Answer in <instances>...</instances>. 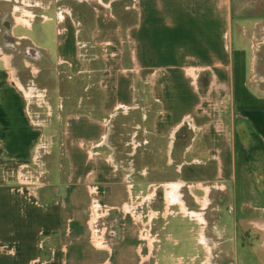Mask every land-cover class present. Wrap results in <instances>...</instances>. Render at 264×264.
<instances>
[{"label": "crops", "instance_id": "crops-1", "mask_svg": "<svg viewBox=\"0 0 264 264\" xmlns=\"http://www.w3.org/2000/svg\"><path fill=\"white\" fill-rule=\"evenodd\" d=\"M55 1L0 0V21L15 13L0 27V264H264V0L117 1L120 20L113 0ZM79 36L104 61L99 111L43 133L23 92L29 50L40 79L53 57L81 75ZM12 37L25 55L5 50ZM122 125L143 143L127 149Z\"/></svg>", "mask_w": 264, "mask_h": 264}, {"label": "rangeland", "instance_id": "rangeland-1", "mask_svg": "<svg viewBox=\"0 0 264 264\" xmlns=\"http://www.w3.org/2000/svg\"><path fill=\"white\" fill-rule=\"evenodd\" d=\"M44 1V0H43ZM54 1V0H53ZM66 1V0H65ZM74 1V0H72ZM90 1V0H88ZM91 1H97V0H91ZM103 1H109L110 0H103ZM113 1H126V0H113ZM111 2L110 4H108V11L113 13V16L120 20V18L117 15V12H120V7L122 8V10H125V8L123 7L122 2ZM127 1H132V0H127ZM56 2L58 4H61L62 2H64L63 0H58L53 2V6H55ZM71 6L73 5L74 8H72V11L74 14H76V12L78 11H82L84 13H88V15H92L91 14V10L87 7H79L80 5H83L82 2L79 3V6H76V3L74 2H68ZM84 4H87V2L83 1ZM7 5V3H6ZM10 5L8 4V6H6L4 8L5 13L7 11L10 10ZM11 8L14 9V7L11 6ZM29 7H26L25 9H28ZM11 11V10H10ZM124 12V11H123ZM3 14V12L1 13ZM18 14V13H17ZM6 18L2 19L0 21V27L2 28L3 26L1 25V23L3 24V22L5 21L7 24H11V26L15 25V20L13 15H15V13L10 15L8 14V12L6 13ZM30 17V16H29ZM92 17H90L91 19ZM25 24V23H24ZM54 25L55 22L51 21L48 22L44 28H48L49 29V33L48 34H44V38L45 40L49 39L50 36H54ZM25 26H28L25 24ZM124 26V25H123ZM12 29V28H11ZM35 29V28H34ZM5 31H12V30H7V29H3ZM2 30V31H3ZM53 32V35L52 33ZM15 33L16 34H21V33H25L28 34L32 39H34L36 42H40V37L39 34L36 32V30H27L21 27H17L15 29ZM12 34V33H11ZM123 34H124V30H123ZM13 36V34H12ZM13 40H3V43L1 41V43L3 44V47L5 48V50L13 53L15 50L17 49H21L24 51L25 55V51H28V46L26 47V42L23 41L20 45H16L19 40L15 39V37H12ZM79 45H82V39L83 36H79ZM46 43H50V41H44ZM121 42V41H120ZM126 42V41H125ZM81 43V44H80ZM78 44V43H77ZM78 45V46H79ZM103 47V45H101ZM79 50V55H80V59L82 61H84L86 63L87 66H89L90 71L89 72H83V74L81 75H71L68 68L66 66H64L63 64L59 63L58 60H56L53 57V61L50 60L48 65H44L45 67V71L47 72H43L42 77L40 79V75H41V71H38V66H39V62H40V53H39V49L36 50H29V52H31V56L27 57V62L30 63V65L27 67L25 66V70H24V76L25 78L27 77L26 75L30 73V78L31 81H33L32 84H36L35 86L31 85V83H27L24 82L23 85L25 90L27 89V86L29 87H34L37 89H45L46 91V95L44 97L45 101L47 100L46 105L41 104V105H36L33 104V110H35L38 114V120H36L38 128L45 133V130L50 127L51 125L54 126H58L59 128L61 127V118L62 115L65 112H97L99 111V103H100V90L98 88V79H99V74H100V70L104 67V61L103 59H101L100 54L98 55L99 51L96 49V47H92L91 45H86V47H84L83 45L81 46V48L77 47ZM22 55V58H23ZM96 55V56H95ZM39 56V57H38ZM26 58V57H25ZM42 59V57H41ZM31 60V62H30ZM46 63V62H45ZM125 63V55L122 56V64ZM28 64V63H27ZM74 74V73H72ZM32 76H34L32 78ZM48 77V81H50V84L54 87V88H48L46 86H41L39 84H44L45 81H42V78ZM42 82H39V81ZM30 85H27V84ZM87 86L89 87L87 89ZM84 87V88H83ZM35 99V98H34ZM122 111H126L123 110ZM119 116H117V120L119 121L122 116H121V112H118ZM134 120H138V117L135 115V119ZM133 121V120H132ZM140 121V118H139ZM58 128V129H59ZM110 128V125L108 127V130ZM120 129L123 130V134L120 135L122 137L123 142H125L124 146L127 147V149L130 150V147L135 145L138 146V142H140L141 140V144L142 139L141 137L138 136V141H135L136 138H134V142L132 143V141L129 138V135H127L125 133V131H127V129H130V125H122L120 127ZM41 132V133H42ZM127 141H126V140ZM161 143L163 144V140L161 141ZM140 147V146H139ZM138 148V147H137ZM141 154V153H140ZM139 154V155H140Z\"/></svg>", "mask_w": 264, "mask_h": 264}, {"label": "built area", "instance_id": "built-area-1", "mask_svg": "<svg viewBox=\"0 0 264 264\" xmlns=\"http://www.w3.org/2000/svg\"><path fill=\"white\" fill-rule=\"evenodd\" d=\"M27 89L28 90H25V88H23V92H25V96H26V99H29V103L30 104H36V105H41V104H44L46 105L47 103V100L45 101L44 97L46 95V91L45 89H37V88H34V87H28L27 86ZM35 98V99H34ZM42 149L45 151V147L44 145L42 146ZM31 167H28V166H25V167H17V169L14 171L18 178L20 177L23 181H25L24 184H29V180L32 179V184L34 183H38L39 182V179H40V173H36L34 172L33 174V178L30 177V174L32 173V169H29ZM109 210L108 207L106 206H101L98 202V199L97 197H93V202H92V211L93 213H98L97 214V218L98 217H104L106 214H107V211ZM95 223V222H94ZM104 224V223H103ZM101 225V228L105 225ZM149 224H141V230H140V235H141V238L143 240H146L148 243L149 242H153L156 243L158 241V234L155 233V231H152V229L150 230V227L148 226ZM94 230L98 231L99 230V227L98 225H94ZM96 239L95 242H100V238H98L97 236L94 237Z\"/></svg>", "mask_w": 264, "mask_h": 264}]
</instances>
